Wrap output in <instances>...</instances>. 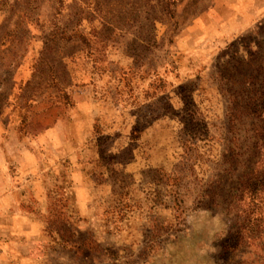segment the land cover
Returning a JSON list of instances; mask_svg holds the SVG:
<instances>
[{"label":"rangeland","instance_id":"obj_1","mask_svg":"<svg viewBox=\"0 0 264 264\" xmlns=\"http://www.w3.org/2000/svg\"><path fill=\"white\" fill-rule=\"evenodd\" d=\"M257 111L264 0H0V264L251 263Z\"/></svg>","mask_w":264,"mask_h":264},{"label":"trees","instance_id":"obj_2","mask_svg":"<svg viewBox=\"0 0 264 264\" xmlns=\"http://www.w3.org/2000/svg\"><path fill=\"white\" fill-rule=\"evenodd\" d=\"M259 101V99H257V101H252V106L254 109L257 108V102ZM257 114L258 115L255 116L256 112H254L256 120H258L259 123H264V121L262 122V119L260 118L261 112L257 111ZM258 178L259 177L255 179L253 178L246 188L248 190H256L258 187H264V182L261 183ZM262 181H264V173ZM258 213V216H253V211L248 212L247 214L243 213V219L242 221L238 219V224L240 225H236L237 227L233 234L234 244L232 246V251L235 252V254L238 252L239 246H246L253 249L251 250V253L254 256V259L249 264H264V209L258 211Z\"/></svg>","mask_w":264,"mask_h":264},{"label":"clouds","instance_id":"obj_3","mask_svg":"<svg viewBox=\"0 0 264 264\" xmlns=\"http://www.w3.org/2000/svg\"><path fill=\"white\" fill-rule=\"evenodd\" d=\"M216 223L218 224L219 223V219H217ZM212 251H215L214 249Z\"/></svg>","mask_w":264,"mask_h":264}]
</instances>
